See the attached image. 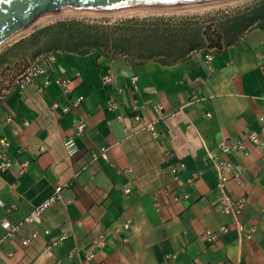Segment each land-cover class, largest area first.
Listing matches in <instances>:
<instances>
[{"label": "crops", "instance_id": "crops-1", "mask_svg": "<svg viewBox=\"0 0 264 264\" xmlns=\"http://www.w3.org/2000/svg\"><path fill=\"white\" fill-rule=\"evenodd\" d=\"M167 27L181 33L170 46L158 43L154 52L128 58L67 45L32 57L54 78L73 80L70 98L56 84L43 93L14 86L25 66L10 53L29 38L0 48V141H10L13 163L0 173V223L22 222L58 187L63 194L40 223H25L13 238L0 224V264H264V149L246 140L264 114V14L248 9L216 20L212 61L215 40L206 39L202 25ZM80 96L82 105L67 114L52 109ZM137 116L155 121L159 136L139 130ZM240 139L246 152L226 159L241 169L243 184L230 180L227 190L246 198L239 219L256 228L251 240L220 210L210 157L220 142ZM175 152L185 164L178 179L170 171L179 164ZM224 227L218 241L206 240L207 231ZM101 236L105 245L97 247Z\"/></svg>", "mask_w": 264, "mask_h": 264}, {"label": "rangeland", "instance_id": "rangeland-1", "mask_svg": "<svg viewBox=\"0 0 264 264\" xmlns=\"http://www.w3.org/2000/svg\"><path fill=\"white\" fill-rule=\"evenodd\" d=\"M210 1L211 3L214 2V0H208L189 5H205L208 2L210 3ZM181 6L184 9H178ZM158 9L160 10L150 13L137 12L121 15L116 14L120 12L118 11L112 13L66 12L48 16L32 26L28 32L13 39L15 40L22 36L29 38L25 45L10 53V57H21L23 59L22 61L20 60L21 65L27 66L35 61L32 57L40 55L49 46L67 45L68 37L71 33L75 34L78 30H84L92 37L91 42L93 41V44L87 45L88 47H99L108 54L128 58V54L139 55L142 52H154L158 43H165V46H170L173 38H178L181 33L180 31L178 32L180 28H168L167 26L176 27L183 22L202 25L206 39L215 40V43H217L218 34L213 31L214 27H211L212 25L214 26L216 20L248 9L256 10L258 14H264V0H231L225 2V4L196 9L192 7L185 8V5L166 7L165 10L163 8ZM72 21L83 24L70 23ZM164 26L167 28L163 29ZM213 44L210 46L218 47V45H215L217 46L215 47ZM28 59L31 61L28 62Z\"/></svg>", "mask_w": 264, "mask_h": 264}, {"label": "built area", "instance_id": "built-area-1", "mask_svg": "<svg viewBox=\"0 0 264 264\" xmlns=\"http://www.w3.org/2000/svg\"><path fill=\"white\" fill-rule=\"evenodd\" d=\"M217 51V48H213L211 53L208 54L207 58L209 61H212L214 58V53ZM79 76V74H78ZM133 83L137 80L136 77L133 79ZM114 81V77L112 74H108L104 77L105 83H112ZM72 82L71 78H54L51 74V68L45 64L42 60H36L34 62L29 63L25 66L22 72L15 78L14 86L21 92L27 90L30 87H35L38 92L43 93L47 88H49L52 84H56L63 90L64 96L66 98H70V94L72 92ZM83 97L80 96L73 100H68L67 102L55 101L52 104V109L54 111H59L62 114H67L71 112L73 109L79 108L82 105ZM11 120V119H9ZM259 123L261 125V129L259 131L252 130L248 133L246 140L257 147L264 149V114L258 116ZM136 121L139 122L138 129L139 130H147L151 132L154 138L159 136V133L156 130V122H146L142 123L141 117L137 116ZM85 130V125L81 124L78 126L79 133H83ZM18 133V132H15ZM0 144L3 151L0 152V173L7 174L11 171L13 163L9 158L6 150L10 147V141L7 138H3L0 141ZM231 152H246V144L243 139L237 141H223L220 142L217 146V150L214 153H210V157L212 158L216 168L218 170V180L216 184V188L218 194L220 196V210L223 214L230 216L233 218L235 222L236 228L244 232L245 237L248 240L253 238V234L256 231V228L252 227L246 229V226L241 223L240 215L244 209L246 204V198L242 197L240 199H233L227 190V184L230 180L236 181L238 184H243L242 179V171L241 169L226 159V155ZM176 157L179 159V164L177 166H172L170 168L171 173L175 176L176 179L179 178L180 170L185 168V164L182 160V156L175 152ZM27 164H24L26 167ZM126 192H130V190H126ZM63 199L62 188L58 187L56 191L46 198L41 204L34 207L31 213L24 218V220L18 224L12 223L8 218H4L1 220V226L5 230V238H13L16 233L20 230V228L25 224H37L42 220L43 213L57 204L59 201ZM2 204V202H0ZM159 204H156V209H159ZM16 208V204L10 206V210H14ZM262 213L264 214V208L262 209ZM129 226V222L125 224V227ZM228 231L227 227L222 228L219 231H207L205 234V238L208 242H216L220 239L222 233ZM48 234V231H45ZM38 237L37 233H34L31 238L25 239L23 244L28 246L32 241ZM69 237V234L62 235L59 239H55L48 243L47 250L52 251L56 248L62 241L66 240ZM105 245V241L103 236L96 242L97 247H103ZM73 252H70V256H73ZM14 256L13 252H10L7 257L12 258ZM93 253L86 254V258L88 260L93 258ZM229 264V263H226Z\"/></svg>", "mask_w": 264, "mask_h": 264}, {"label": "water", "instance_id": "water-1", "mask_svg": "<svg viewBox=\"0 0 264 264\" xmlns=\"http://www.w3.org/2000/svg\"><path fill=\"white\" fill-rule=\"evenodd\" d=\"M207 0H0V46L38 21L66 12L112 13L166 8Z\"/></svg>", "mask_w": 264, "mask_h": 264}, {"label": "bare ground", "instance_id": "bare-ground-1", "mask_svg": "<svg viewBox=\"0 0 264 264\" xmlns=\"http://www.w3.org/2000/svg\"><path fill=\"white\" fill-rule=\"evenodd\" d=\"M208 1V0H207ZM213 1V0H212ZM216 0H214V2H212L211 3V1H210V3L208 2V4H205V5H194V6H190L189 4H184L185 5V8H189V7H192V8H201V7H208V6H212V5H221V4H225V2H229V1H231V0H217L216 2H215ZM239 1V0H238ZM236 2V1H235ZM231 3V2H230ZM192 4H194V3H192ZM187 5H189V6H187ZM168 8V7H167ZM164 10H165V8H163ZM177 9V8H176ZM178 9H184V7H180V8H178ZM160 9H158V8H141V9H139V8H133V9H128V10H123V11H120L119 13H116L117 15H121V14H128V13H137V12H141V13H150V12H155V11H159ZM163 10V11H164ZM170 10V9H169ZM168 10V11H169ZM171 11V10H170ZM162 12V11H161ZM90 13V12H89ZM92 13V12H91ZM55 15H57V14H54V15H51V16H55ZM47 18V17H46ZM38 22H40V21H38ZM37 22V23H38ZM32 27H30V28H28V29H26L25 31H23V32H21V33H19V34H17L16 36H14L13 38H11L9 41H11V40H13L15 37H18L19 35H21V34H24V33H26V32H28L30 29H31ZM2 45H4V44H2ZM1 45V46H2ZM0 46V47H1Z\"/></svg>", "mask_w": 264, "mask_h": 264}, {"label": "trees", "instance_id": "trees-1", "mask_svg": "<svg viewBox=\"0 0 264 264\" xmlns=\"http://www.w3.org/2000/svg\"><path fill=\"white\" fill-rule=\"evenodd\" d=\"M70 23H79L83 24L81 22L72 21ZM77 33H71L68 37L69 41L67 44V47L70 50H78L81 47L91 45L93 44V41L91 42L92 37L89 36L84 30H78ZM213 45H218V43H214Z\"/></svg>", "mask_w": 264, "mask_h": 264}]
</instances>
